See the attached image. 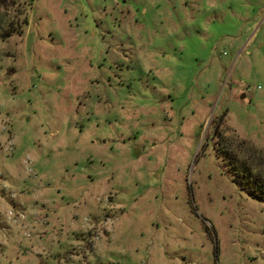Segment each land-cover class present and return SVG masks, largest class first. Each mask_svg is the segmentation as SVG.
Listing matches in <instances>:
<instances>
[{
  "label": "rangeland",
  "instance_id": "rangeland-1",
  "mask_svg": "<svg viewBox=\"0 0 264 264\" xmlns=\"http://www.w3.org/2000/svg\"><path fill=\"white\" fill-rule=\"evenodd\" d=\"M239 171L264 0H0V264H264Z\"/></svg>",
  "mask_w": 264,
  "mask_h": 264
},
{
  "label": "trees",
  "instance_id": "trees-1",
  "mask_svg": "<svg viewBox=\"0 0 264 264\" xmlns=\"http://www.w3.org/2000/svg\"><path fill=\"white\" fill-rule=\"evenodd\" d=\"M234 168V166L232 167ZM237 179H239V184L243 186L250 195L264 199V187L258 183L254 177H251L249 172L239 171L237 172Z\"/></svg>",
  "mask_w": 264,
  "mask_h": 264
}]
</instances>
